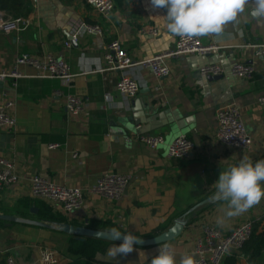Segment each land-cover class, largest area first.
<instances>
[{
  "label": "crops",
  "instance_id": "obj_1",
  "mask_svg": "<svg viewBox=\"0 0 264 264\" xmlns=\"http://www.w3.org/2000/svg\"><path fill=\"white\" fill-rule=\"evenodd\" d=\"M31 4L26 17L29 26L19 33L0 32V72L10 69L21 53L36 58L54 54L64 55L78 76L68 88L59 79L38 78L33 68L22 67L29 77L0 80V100L14 102L16 120L13 131L0 127V155L14 158L20 175L17 184L0 193V213L51 223H60L55 219L61 218L73 226L107 231L115 227L140 237L158 235L182 219L186 223L182 234L167 243L177 264L182 255L192 252L206 224L224 233L247 221L264 227V198L235 217L225 216L226 202L213 199L220 170L242 157L253 162L264 159V107L257 103V97L264 94V18L251 17L252 7L245 5L221 33L198 36L202 44L214 47L211 52L168 57L170 75L157 78L139 66L123 72H99L106 48L114 40L135 61L175 48L178 36L169 38L163 26L166 9L154 8L151 0H125L122 6L116 5L110 19L81 0H31ZM0 13L12 17L6 11ZM93 23L103 26L102 36L85 33L84 24ZM146 26L154 27L157 35L143 34ZM72 36L77 40L65 51L63 44ZM237 63L253 65L254 76L242 79L225 74L210 80L199 74L206 64H222L229 73ZM121 74L139 84L133 98L115 89ZM60 89L64 95L56 96ZM67 93L86 100V112L71 116L66 110ZM230 103L239 108L252 136L247 149L236 150L216 139V111ZM137 125L145 133L163 135L164 144L157 149L141 144L135 135ZM183 135L195 145L193 158L168 159V146ZM50 144L60 147L49 149ZM111 172L131 176L118 202L87 192L83 207L66 214L57 203L30 194L33 175L87 189ZM218 218H223L222 224L217 223ZM69 241L70 235L59 231L5 222L0 225V260L11 255L18 264H39V246L50 245L59 252L60 264L67 263ZM139 250L150 260L159 246L134 247L116 259L106 253L98 260L137 264ZM236 260V264H250L242 253ZM259 264H264V255Z\"/></svg>",
  "mask_w": 264,
  "mask_h": 264
},
{
  "label": "built area",
  "instance_id": "obj_2",
  "mask_svg": "<svg viewBox=\"0 0 264 264\" xmlns=\"http://www.w3.org/2000/svg\"><path fill=\"white\" fill-rule=\"evenodd\" d=\"M91 6L96 13L106 19H110L116 4L114 0H81ZM245 5L254 7V0H248ZM29 26L26 17L5 18L0 13V32L6 34L19 33ZM83 30L88 35H103V26L99 23L84 24ZM143 34L157 35L154 27L142 28ZM76 37L64 42V50L68 51L76 42ZM214 47L202 44L198 36L177 37L175 48L168 54H156L150 58L135 61L124 49L118 40L111 41L104 53V66L100 73L120 71L139 66L149 69L157 78L168 77L171 73L170 66L166 62L168 57H177L182 54H207ZM30 67L35 70L34 76L44 79H59L64 86L70 87L78 76L72 69L70 62L64 55L48 54L42 58H36L29 53H21L16 56L13 66L0 72V80L8 78L19 79L29 77L21 68ZM253 65L237 63L232 66L229 73L222 64H206L200 67L199 74L203 77L230 76L251 79L254 76ZM115 89L127 98H133L139 91V84L132 77L121 74L115 82ZM56 96L64 95L62 89L56 90ZM66 95V110L71 116H80L88 109V103L74 93ZM110 101V96H107ZM257 103L264 107V94L257 97ZM14 102L12 100H0V127L15 130L16 120L12 113ZM216 139L236 150L247 149L252 143L242 119L239 108L234 103L219 106L216 111ZM136 139L150 149H157L164 144V136L161 134L145 133L141 125L135 128ZM49 149L60 147V144H50ZM195 145L188 136H179L174 139L167 148V158L174 160H189L194 156ZM73 156H76L74 153ZM20 175L17 172L14 158L0 155V193L9 186L19 182ZM131 176L122 173H106L98 177L96 182L87 189L68 187L64 184L55 183L48 177L33 175L30 178V194L33 198L51 200L58 205L66 214L80 210L85 202L86 193L100 195L110 202H118L130 184ZM253 222L247 221L235 227L230 233L222 232L212 224H206L202 233L195 239L192 254L195 264H222L228 255L241 254L242 248L253 232ZM59 252L50 245L39 246V264H60ZM6 264H18L16 259L8 255Z\"/></svg>",
  "mask_w": 264,
  "mask_h": 264
},
{
  "label": "clouds",
  "instance_id": "obj_3",
  "mask_svg": "<svg viewBox=\"0 0 264 264\" xmlns=\"http://www.w3.org/2000/svg\"><path fill=\"white\" fill-rule=\"evenodd\" d=\"M248 0H151L154 8L166 9L163 26L169 38L194 37L219 34L223 26L236 20L244 10ZM249 15L264 18V0H254ZM213 199L226 202V217H235L256 205L264 198V159L253 162L242 157L237 163L220 170L214 181ZM218 224L223 218L217 219ZM115 243L107 249V256L115 258L126 256L140 243L137 235L128 231L121 233L115 227L110 229ZM137 264H177L175 253L165 243L159 245L158 252L146 258L143 250L138 251ZM179 264H195L194 255L186 253L180 257Z\"/></svg>",
  "mask_w": 264,
  "mask_h": 264
},
{
  "label": "trees",
  "instance_id": "obj_4",
  "mask_svg": "<svg viewBox=\"0 0 264 264\" xmlns=\"http://www.w3.org/2000/svg\"><path fill=\"white\" fill-rule=\"evenodd\" d=\"M124 1L114 0L118 6H122ZM0 10L6 11L12 17H28L32 11L31 0H0ZM55 221L64 223L61 218H57ZM3 223L5 222L0 221V225ZM253 226V232L244 244L241 253L250 264H259L264 255V227L260 226V222H254ZM113 244L115 243L96 238L81 240L76 236L70 235L69 245L66 250L69 262H64L63 264H109L106 261H99L98 256L105 255L107 249ZM236 262V254H232L226 256L222 264H236ZM0 264H6L5 258L0 260Z\"/></svg>",
  "mask_w": 264,
  "mask_h": 264
},
{
  "label": "water",
  "instance_id": "obj_5",
  "mask_svg": "<svg viewBox=\"0 0 264 264\" xmlns=\"http://www.w3.org/2000/svg\"><path fill=\"white\" fill-rule=\"evenodd\" d=\"M208 78L210 80H216L221 78V76H209ZM205 202L206 201L200 202L195 207H198L204 204ZM0 221L9 222V223H21V224L31 225L48 230L59 231L68 235L76 236L81 240H84L85 238H96L117 244L121 242L119 240L115 241L112 238V234L110 231L101 230V229H92L86 226H73L67 223H51V222L39 221V220L22 219L4 213H0ZM185 226L186 223L182 219H177L170 228H168L167 230L161 232L156 236L153 237L138 236L140 243L134 245V247L147 248V247H154L172 242L182 234Z\"/></svg>",
  "mask_w": 264,
  "mask_h": 264
}]
</instances>
